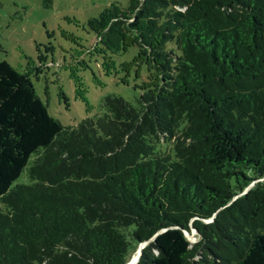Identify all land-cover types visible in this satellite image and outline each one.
Instances as JSON below:
<instances>
[{"label": "trees", "instance_id": "16d2710c", "mask_svg": "<svg viewBox=\"0 0 264 264\" xmlns=\"http://www.w3.org/2000/svg\"><path fill=\"white\" fill-rule=\"evenodd\" d=\"M86 26L156 79L64 126L0 59V264H126L143 243L136 264H264V0L113 2Z\"/></svg>", "mask_w": 264, "mask_h": 264}, {"label": "rangeland", "instance_id": "374dc122", "mask_svg": "<svg viewBox=\"0 0 264 264\" xmlns=\"http://www.w3.org/2000/svg\"><path fill=\"white\" fill-rule=\"evenodd\" d=\"M113 2L128 4V0H0V59L31 79L48 112L64 126L104 115L107 96L133 103L156 79L149 70L153 66L136 48L119 56L105 54L88 30L86 22ZM17 184L31 182L22 174L13 185ZM187 238L191 244L197 241L194 231Z\"/></svg>", "mask_w": 264, "mask_h": 264}, {"label": "water", "instance_id": "95a60500", "mask_svg": "<svg viewBox=\"0 0 264 264\" xmlns=\"http://www.w3.org/2000/svg\"><path fill=\"white\" fill-rule=\"evenodd\" d=\"M192 231H194V233L196 234V231L192 229ZM146 245V243H143V244H140L137 251H136V254L134 257H132L126 264H136L139 260V257L142 253V249L143 247Z\"/></svg>", "mask_w": 264, "mask_h": 264}]
</instances>
